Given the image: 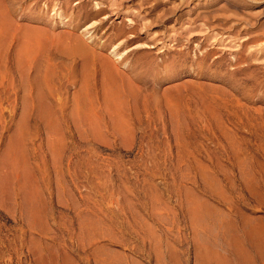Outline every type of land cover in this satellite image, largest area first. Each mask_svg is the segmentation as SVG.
Segmentation results:
<instances>
[{
    "label": "rangeland",
    "instance_id": "1",
    "mask_svg": "<svg viewBox=\"0 0 264 264\" xmlns=\"http://www.w3.org/2000/svg\"><path fill=\"white\" fill-rule=\"evenodd\" d=\"M1 1L22 29L0 52V264H264V0ZM31 28L109 58L128 40L134 92L112 107L93 70L90 103L49 44L24 77Z\"/></svg>",
    "mask_w": 264,
    "mask_h": 264
},
{
    "label": "bare ground",
    "instance_id": "2",
    "mask_svg": "<svg viewBox=\"0 0 264 264\" xmlns=\"http://www.w3.org/2000/svg\"><path fill=\"white\" fill-rule=\"evenodd\" d=\"M69 1V0H68ZM98 3V2H97ZM97 3H96V5H97ZM59 4V3H58ZM113 5H114V3H113V1H112V7H113ZM56 7H58V5H53V10H55L56 9ZM57 10H59L60 11V8H58ZM100 12H102V10L100 11ZM115 13V12H114ZM55 16H56V18L60 21V23L62 24V25H66V22H65V18H64V16H63V14H62V12H56V14H55ZM131 21V20H130ZM134 27V26H133ZM132 27V28H133ZM22 28H20L17 24H15V22L11 19V16H10V13H9V11H8V7L5 5V3L4 2H0V52L2 51V49H3V51H4V48H3V46H4V44H5V41L7 42V40H11L12 41V39L13 38H16L17 37V35H19L18 34V31L19 30H21ZM25 30H26V28H24ZM24 29H23V31H24ZM95 29H97L96 28V26H95V24L93 23V24H90V25H88L87 27H85L84 28V30H83V34L87 37V39L89 40V41H92L93 40V38L95 37L94 36V34H95ZM23 31H21V33H23ZM46 31H48V30H46ZM45 31V29L43 30V29H36V28H31V31H27V33L25 32L24 34H21L19 37H20V41H19V37L17 38L18 39V41H19V43H20V47H19V50H17L18 51V55H16V58L18 57L19 59H20V61L22 62H18L19 64H21V65H24V68L22 67L21 69L23 70V73L26 75L27 73H28V71H27V69L29 68V67H31L32 65H33V63H34V61L35 60H38V55L40 56V54H39V52H40V50H41V48H44V47H47V50H48V47L50 46V47H52V48H56V49H58L57 51L60 53V55L61 56H63V57H65V58H72V59H75V58H80V59H82V65H83V72L81 71V74L83 73V75H82V77H83V79H82V83H81V87H80V92L84 95L83 97H84V99H86V100H88L90 103H91V94H92V91L90 92V90H93V89H91V88H93L92 86H91V81H92V74H93V70H98L100 73H101V75H102V84H103V90L105 91V100L107 101V103L110 105L111 104V106L112 105H114V107L115 108H117V109H121V106H122V103H124V102H122L121 101V99L119 98V97H117L118 96V94H120L121 95V92H123L124 91V89L125 88H127V86H128V88L129 89H131V86L133 85V83H132V78L131 77H129V75H127V72H126V75H124L123 73H121V71H119V69L117 68V66L115 65V63L114 62H116V63H119V64H123L122 66L124 67V68H126V69H128L129 68V66L127 65V63H125V56H124V54H125V49H126V45L128 44V40L127 41H125V43H119L118 45H115V46H111L110 48H109V53H108V55L110 56V58L107 56V55H105L103 52H104V50H105V48H106V45H104L105 43L103 42V44H98V46H97V49H95V48H91V47H88L87 45H85L83 42H81L78 38H76L75 36L73 37V38H66V39H64V38H62L61 37V35H59L58 33L57 34H55V33H52V34H50V33H48V32H46ZM130 31V30H129ZM129 34H130V39H135V30H131L130 32H129ZM72 37V36H71ZM128 37V36H127ZM129 38V37H128ZM16 39V40H17ZM14 41V40H13ZM10 42V41H9ZM19 43H18V45H19ZM7 44V43H6ZM9 44V43H8ZM48 44H49V46H48ZM10 45V44H9ZM8 45V46H9ZM138 47V46H137ZM141 47V46H140ZM18 48V47H17ZM44 51H45V48L43 49ZM2 51V52H3ZM17 51H16V54H17ZM54 51V50H53ZM52 51V52H53ZM46 52V51H45ZM55 52V51H54ZM48 53V52H47ZM1 54V53H0ZM54 54V53H53ZM51 55H52V53H51ZM57 55V54H56ZM59 55V54H58ZM43 56V54H41V57ZM46 56V55H45ZM55 56V55H54ZM53 56V57H54ZM52 57V58H53ZM18 58H17V60H18ZM111 58L114 60V62H113V60H111ZM39 62H40V60H38ZM42 62V61H41ZM18 64V65H19ZM36 64V63H35ZM34 64V65H35ZM33 65V66H34ZM37 65V64H36ZM35 65V66H36ZM39 65H40V63H39ZM38 66V65H37ZM51 66V65H50ZM18 67V66H17ZM41 67V66H40ZM39 67V68H40ZM27 68V69H26ZM32 68H34V67H32ZM32 68H31V71H32ZM36 68V67H35ZM39 68H36V69H38L39 70ZM43 67H41V69H42ZM18 69H20L19 67L17 68V70ZM21 70V71H22ZM28 70H30V68L28 69ZM37 70V71H38ZM26 71H27V73H26ZM34 71V70H33ZM36 71V70H35ZM37 71L34 73V74H37ZM129 71H130V75L132 76H134V70L131 68V69H129ZM38 72H40V71H38ZM39 74V73H38ZM38 74L36 75V77L38 78ZM25 75H23L24 77H27V75L25 76ZM40 75V74H39ZM100 75V76H101ZM22 76V75H21ZM22 76V77H23ZM23 77V78H24ZM33 77V76H32ZM35 77V76H34ZM34 77H33V79H34ZM28 78V77H27ZM30 78H31V76H30ZM42 78V77H41ZM38 79H40V76H39V78ZM46 79V78H45ZM37 80V79H36ZM42 80V79H41ZM47 80V79H46ZM34 82V81H33ZM42 82V81H41ZM47 82V81H46ZM35 83H38L37 81L35 82ZM35 83H34V86H36L35 85ZM127 85L126 87H125V84ZM25 84H26V82H25ZM44 84H45V82H44ZM49 84V83H48ZM22 85H24V84H22ZM26 85H28V84H26ZM25 85V87L26 88H28L27 86ZM93 85V84H92ZM31 86V85H30ZM94 86V85H93ZM123 86L125 87V88H123ZM25 87H23V88H25ZM133 87V86H132ZM31 88V87H30ZM35 88V87H34ZM38 88V87H37ZM37 88H36V90H37ZM40 89L42 90V85H40ZM26 90V89H25ZM24 90V91H25ZM132 90V89H131ZM38 92L40 91V90H37ZM129 91V90H128ZM133 92H134V90H132ZM38 92H36V93H38ZM79 92V94L82 96V94ZM127 92V91H126ZM40 93V92H39ZM91 93V94H90ZM104 93V92H103ZM129 93V92H128ZM41 94V93H40ZM78 94V95H79ZM133 94V93H132ZM42 95H43V92H42ZM94 95V94H93ZM119 95V96H120ZM86 96V97H85ZM38 97V96H37ZM41 97V96H40ZM40 97H39V99H40ZM92 97H94V96H92ZM122 97H124L125 98V96L124 95H122ZM42 98H43V96H42ZM77 98H78V96H77ZM38 99V98H37ZM43 99H45L46 101H47V98H43ZM43 99H40V100H43ZM83 99V100H84ZM123 99V98H122ZM26 100L27 99H25V102H26ZM40 100H38V101H40ZM44 100V101H45ZM94 100V99H93ZM92 100V101H93ZM123 101H124V99H123ZM27 102L29 103V101L27 100ZM80 102L83 104V101H82V99L80 100ZM79 102V103H80ZM94 102V101H93ZM105 102V101H104ZM28 103H27V105H28ZM40 103V102H39ZM41 103H43L44 104V102L42 101ZM46 103H48V101L46 102ZM80 103V104H81ZM106 103V102H105ZM76 104V106H77V103H75ZM79 104V105H80ZM85 105H87L88 103H84ZM26 105V104H25ZM46 105V107H47V104H45ZM84 105V106H85ZM88 105H90V104H88ZM87 105V106H88ZM42 106V105H41ZM108 106V105H107ZM125 106V105H124ZM27 107H29V106H26V108H25V111L27 110ZM44 107V106H43ZM49 107H51V106H49ZM81 107V106H80ZM83 107V106H82ZM90 107H92L91 105H90ZM113 107V106H112ZM84 108H86V107H84ZM44 109H46L45 107H44ZM52 109H53V107H52ZM52 109H49V111L50 110H52ZM78 108H76V110H77ZM87 109L88 108H86V112H87ZM93 109V108H92ZM110 109V108H109ZM125 109V108H124ZM41 110V109H40ZM46 110H48V107H47V109ZM54 110V112H55V109H53ZM52 110V111H53ZM80 110V109H79ZM83 110V109H82ZM81 110V111H82ZM89 110H91V109H89ZM111 110V109H110ZM49 111H43V113L45 112L46 114H44V115H47L48 117H50V113L49 114H47V112H49ZM78 111V110H77ZM84 111V110H83ZM82 111V112H83ZM93 111V110H92ZM116 111H118V110H116ZM122 111H124V110H122ZM122 111H120V112H122ZM76 112V111H75ZM85 112V113H86ZM26 113H28L27 111H26ZM43 113H42V115H43ZM56 113V112H55ZM54 113V114H55ZM29 114V113H28ZM51 114H52V112H51ZM54 114H52V115H54ZM57 114H59V113H57ZM81 114V116H84V115H82L83 113H80ZM79 114V115H80ZM94 111H93V114H87L86 115V119L85 118H83L82 120H84L85 119V121H81V123H86L90 128H92V129H95V131L94 132H97L96 130L97 129H99L100 127H99V123H98V120L96 119V114H95V116H94ZM112 114V113H111ZM117 114H119L118 112H117ZM25 115V114H24ZM27 115V114H26ZM51 115V116H52ZM112 115H114V114H112ZM23 116V115H22ZM47 116L45 117V116H43V117H45V119L47 118ZM55 116V115H54ZM54 116H52V117H54ZM115 116V115H114ZM119 116H121V114H119ZM24 117V116H23ZM25 117H27V116H25ZM24 117V118H25ZM51 117V118H52ZM116 117V116H115ZM58 118V115H57V117H56V119H55V117H54V119L55 120H58V124H59V120L60 119H57ZM79 118V117H78ZM81 118V117H80ZM120 118V117H119ZM48 119H50V118H47L45 121H48ZM117 119H118V117H117ZM121 119H123V118H121ZM22 120L24 121L25 119H23L22 118ZM27 121H28V118L26 119ZM25 120V121H26ZM42 120H44V119H42ZM53 120V119H52ZM55 120H54V122L53 123H55ZM22 121V122H23ZM25 121H24V124H26L25 123ZM44 121V122H45ZM120 120H118V122H119ZM48 122H50L51 123V121L49 120ZM48 122L46 123L47 124V128L48 129H50L49 127H50V125L48 124ZM53 123H51V124H53ZM80 123V124H81ZM84 123V124H85ZM55 124H57V122L55 123ZM55 124L53 125V126H55ZM57 124V125H58ZM85 124V125H86ZM25 127V126H24ZM56 127V126H55ZM54 127V128H55ZM60 127V126H59ZM99 127V128H98ZM262 127V126H261ZM53 128V127H52ZM51 128V129H52ZM57 128V127H56ZM119 129H121V128H119ZM123 129V128H122ZM122 129L120 130L121 132H122ZM91 130V129H90ZM50 131V130H49ZM54 131H55V129H54ZM119 131V130H118ZM119 131V132H120ZM124 131V133L122 134V133H120V134H122V135H124L126 132H125V130H123ZM56 132H58V130H56ZM55 132V133H56ZM99 132V131H98ZM19 133V132H18ZM51 133L53 134L54 132H52L51 131ZM20 134H21V136L23 135L21 132H20ZM19 134V135H20ZM59 133H57V136H59L58 135ZM18 135V136H19ZM21 136H19V137H21ZM61 136V135H60ZM52 137V136H51ZM60 138H61V140H63V138H62V136L61 137H59V140H60ZM59 141V142H62V141ZM58 141V140H57ZM53 146H54V144H52ZM21 156V155H20ZM22 158V157H21ZM24 158V157H23ZM22 158V159H23ZM20 161V160H19ZM21 163V162H20ZM23 163H24V161H23ZM23 163H21V164H23ZM18 166V165H17ZM23 166V165H22ZM21 166V167H22ZM20 169H22V168H20ZM27 169V167L25 168V171H27L26 170ZM26 173H28V172H26ZM25 174H24V172H23V176H24ZM25 177V176H24ZM207 177V176H206ZM211 177V176H210ZM207 179V178H206ZM209 182H211L209 185H211V190L212 191H214V192H218L219 191V186H220V184H219V182H217V181H215L213 178L211 179L210 178V180H209ZM208 183V182H207ZM221 183V182H220ZM221 187V186H220ZM217 194V193H216ZM223 196V195H222ZM197 199V198H196ZM198 201V200H197ZM198 203H199V201H198ZM195 215H196V213H195ZM197 216V215H196Z\"/></svg>",
    "mask_w": 264,
    "mask_h": 264
},
{
    "label": "crops",
    "instance_id": "3",
    "mask_svg": "<svg viewBox=\"0 0 264 264\" xmlns=\"http://www.w3.org/2000/svg\"><path fill=\"white\" fill-rule=\"evenodd\" d=\"M261 254H262V259H263V261H264V243L263 244H261Z\"/></svg>",
    "mask_w": 264,
    "mask_h": 264
}]
</instances>
